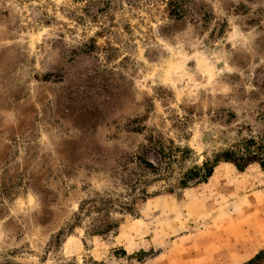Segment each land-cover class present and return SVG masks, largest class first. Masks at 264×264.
Masks as SVG:
<instances>
[{
    "label": "rangeland",
    "instance_id": "374dc122",
    "mask_svg": "<svg viewBox=\"0 0 264 264\" xmlns=\"http://www.w3.org/2000/svg\"><path fill=\"white\" fill-rule=\"evenodd\" d=\"M262 137L264 0H0V264H246Z\"/></svg>",
    "mask_w": 264,
    "mask_h": 264
},
{
    "label": "trees",
    "instance_id": "16d2710c",
    "mask_svg": "<svg viewBox=\"0 0 264 264\" xmlns=\"http://www.w3.org/2000/svg\"><path fill=\"white\" fill-rule=\"evenodd\" d=\"M220 162L231 163L238 170H243L249 164L255 162L264 167V137L258 140L253 138L243 139L234 147L215 154L212 159H207L201 166L187 170L179 180V184L187 186L191 183L206 181L212 175L215 167ZM146 167L151 168L153 171H159L160 169L159 166L150 162L146 163ZM263 255L264 251L259 252L246 264H256V261L262 258Z\"/></svg>",
    "mask_w": 264,
    "mask_h": 264
}]
</instances>
